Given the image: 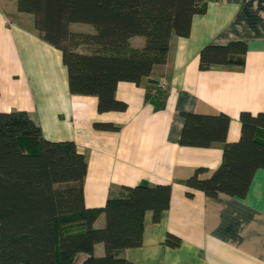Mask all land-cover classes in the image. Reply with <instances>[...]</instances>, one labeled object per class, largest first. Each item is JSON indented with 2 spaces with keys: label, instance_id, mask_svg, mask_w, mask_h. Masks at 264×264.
<instances>
[{
  "label": "crops",
  "instance_id": "0c3cea01",
  "mask_svg": "<svg viewBox=\"0 0 264 264\" xmlns=\"http://www.w3.org/2000/svg\"><path fill=\"white\" fill-rule=\"evenodd\" d=\"M207 2V11L194 15L190 34L172 37L164 64L139 84L118 83L116 97L127 108L101 112L96 95L70 91L62 51L39 36L34 14L20 11L17 0H0V111L25 110L46 138L75 141L88 162L85 204L102 206L126 185H172L169 208L158 220L146 210L142 244L122 252L134 264H264V168L243 197L187 194L194 168L220 165L224 143L182 144L184 113L229 114L227 141L235 142L241 111H264V0ZM70 27L94 31L84 22ZM234 40L247 43L244 64L200 68L204 46ZM131 43L141 46L144 37L133 36ZM163 77L169 87L155 93ZM96 122L119 128H97ZM258 136L264 139V129ZM104 223L102 215L96 225ZM168 233L180 243L168 245ZM104 252L97 243L95 253Z\"/></svg>",
  "mask_w": 264,
  "mask_h": 264
},
{
  "label": "trees",
  "instance_id": "16d2710c",
  "mask_svg": "<svg viewBox=\"0 0 264 264\" xmlns=\"http://www.w3.org/2000/svg\"><path fill=\"white\" fill-rule=\"evenodd\" d=\"M18 9L34 14L39 36L62 51L70 91L98 97V110H125L116 97L120 81L137 84L168 58L174 35L188 36L192 19L207 11V0H17ZM73 22L94 31H74ZM143 36L135 46L133 36ZM247 43L208 44L200 68L242 65ZM231 117L224 112H185L180 142L209 146L223 142V158L212 171L196 167L186 180L187 194L226 193L243 197L254 173L264 168V111L240 113L241 136L227 141ZM95 127L118 129L113 122ZM88 162L75 141L51 140L25 110L0 111V264H134L124 248L143 242L144 214L158 220L172 197L170 183L123 186L102 206L84 201ZM105 216L102 226L96 225ZM104 244V254L95 246ZM166 243L180 238L168 233Z\"/></svg>",
  "mask_w": 264,
  "mask_h": 264
},
{
  "label": "built area",
  "instance_id": "2783aa9c",
  "mask_svg": "<svg viewBox=\"0 0 264 264\" xmlns=\"http://www.w3.org/2000/svg\"><path fill=\"white\" fill-rule=\"evenodd\" d=\"M169 87V84H168V81L166 78H161L158 83H157V86L154 90L155 93H160V92H163V91H166Z\"/></svg>",
  "mask_w": 264,
  "mask_h": 264
}]
</instances>
